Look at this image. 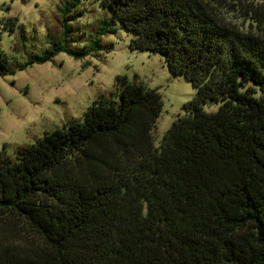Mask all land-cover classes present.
Segmentation results:
<instances>
[{
    "label": "trees",
    "instance_id": "16d2710c",
    "mask_svg": "<svg viewBox=\"0 0 264 264\" xmlns=\"http://www.w3.org/2000/svg\"><path fill=\"white\" fill-rule=\"evenodd\" d=\"M99 1L196 94L158 141L161 93L120 76L0 153V264H264V0Z\"/></svg>",
    "mask_w": 264,
    "mask_h": 264
},
{
    "label": "rangeland",
    "instance_id": "374dc122",
    "mask_svg": "<svg viewBox=\"0 0 264 264\" xmlns=\"http://www.w3.org/2000/svg\"><path fill=\"white\" fill-rule=\"evenodd\" d=\"M99 0H0V153L15 158L21 146L46 132L83 120L96 100H118V78L157 89L163 107L154 133L159 141L196 94L173 74L164 57L131 48V35ZM45 63H31L54 48ZM78 52L75 56L66 51Z\"/></svg>",
    "mask_w": 264,
    "mask_h": 264
}]
</instances>
